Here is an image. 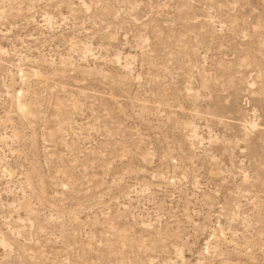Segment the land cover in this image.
<instances>
[{"label":"rangeland","instance_id":"rangeland-1","mask_svg":"<svg viewBox=\"0 0 264 264\" xmlns=\"http://www.w3.org/2000/svg\"><path fill=\"white\" fill-rule=\"evenodd\" d=\"M0 264H264V0H0Z\"/></svg>","mask_w":264,"mask_h":264}]
</instances>
